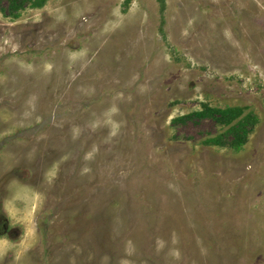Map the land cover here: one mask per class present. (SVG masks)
<instances>
[{"label": "rangeland", "instance_id": "obj_1", "mask_svg": "<svg viewBox=\"0 0 264 264\" xmlns=\"http://www.w3.org/2000/svg\"><path fill=\"white\" fill-rule=\"evenodd\" d=\"M7 6L0 264H264V0Z\"/></svg>", "mask_w": 264, "mask_h": 264}, {"label": "trees", "instance_id": "obj_2", "mask_svg": "<svg viewBox=\"0 0 264 264\" xmlns=\"http://www.w3.org/2000/svg\"><path fill=\"white\" fill-rule=\"evenodd\" d=\"M46 2L47 0H8L7 14L12 18H18L27 7L41 8ZM203 118H211L219 124L228 126L226 132L232 136L228 144L235 151L244 146L249 133L257 122L256 115L251 112L244 113V107L242 106L219 108L209 105H204L202 109L176 117L173 121L175 123H186L188 120L199 121ZM212 141L219 145L223 144L220 136L213 138Z\"/></svg>", "mask_w": 264, "mask_h": 264}, {"label": "flooded vegetation", "instance_id": "obj_3", "mask_svg": "<svg viewBox=\"0 0 264 264\" xmlns=\"http://www.w3.org/2000/svg\"><path fill=\"white\" fill-rule=\"evenodd\" d=\"M8 231L9 229H8L7 222L5 220H1L0 221V234L6 235Z\"/></svg>", "mask_w": 264, "mask_h": 264}]
</instances>
